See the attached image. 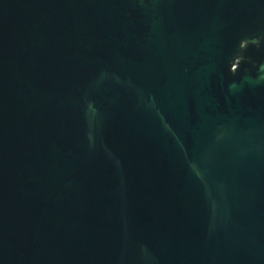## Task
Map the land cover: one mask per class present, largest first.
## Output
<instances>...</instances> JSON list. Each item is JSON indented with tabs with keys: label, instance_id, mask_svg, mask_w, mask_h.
Listing matches in <instances>:
<instances>
[{
	"label": "water",
	"instance_id": "1",
	"mask_svg": "<svg viewBox=\"0 0 264 264\" xmlns=\"http://www.w3.org/2000/svg\"><path fill=\"white\" fill-rule=\"evenodd\" d=\"M0 264H264V0H0Z\"/></svg>",
	"mask_w": 264,
	"mask_h": 264
}]
</instances>
